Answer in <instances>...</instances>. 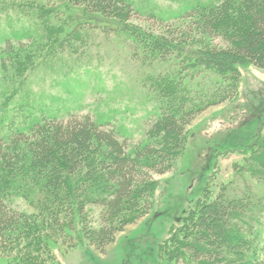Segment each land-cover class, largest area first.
<instances>
[{
  "label": "trees",
  "instance_id": "16d2710c",
  "mask_svg": "<svg viewBox=\"0 0 264 264\" xmlns=\"http://www.w3.org/2000/svg\"><path fill=\"white\" fill-rule=\"evenodd\" d=\"M18 7L39 20L42 33L31 42L4 38L6 105L43 54L79 36L76 27L68 29L74 11L83 20L78 25L97 21L104 32L124 34L135 58L160 67L145 78L158 97V114L131 149L117 127L90 114H41L27 123L0 109V264H64L61 257L71 250L103 251L150 214L159 184L153 174L167 173L183 154L186 126L236 95L239 61L264 69V0L204 4L175 35L129 23L137 10L131 0H62L59 6L22 0ZM196 30L204 35L194 37ZM218 37L222 43L215 44ZM16 199L31 210L13 206ZM183 218L158 246L168 264H264V133L246 147L215 196Z\"/></svg>",
  "mask_w": 264,
  "mask_h": 264
},
{
  "label": "rangeland",
  "instance_id": "374dc122",
  "mask_svg": "<svg viewBox=\"0 0 264 264\" xmlns=\"http://www.w3.org/2000/svg\"><path fill=\"white\" fill-rule=\"evenodd\" d=\"M39 1L59 6L62 0ZM131 1L137 10L129 23L156 35L178 33L187 27L196 8L216 2ZM19 2L22 0H0V48L4 38L31 42L42 33L39 20L23 13ZM76 14L79 15L74 11V23L68 29L76 27L79 36H72L60 46L57 42L49 54H43L23 80L20 93L7 105V97L1 95L9 90V85L0 69V109L12 110L16 120L27 123L41 114L60 119H67L71 113L90 114L99 122L117 127L131 149L144 138L158 114V97L145 78L155 76L160 67L152 69L135 58L133 43L124 34L104 32L97 21L78 25L83 20H76ZM199 35L204 33L196 30L194 37ZM194 41L187 43L194 45ZM212 41L222 43L219 37ZM238 66L241 76L236 95L209 106L188 124L183 154L170 171L153 174L159 184L151 213L125 227L103 251L93 246L71 250L61 257L64 264L169 263L157 254L162 240L182 223L197 202L215 196L220 185L233 176L235 163L242 159L246 147L264 133V69L241 61ZM25 124L18 122L19 126ZM13 206L31 210L22 199H16ZM98 212L96 208L92 215Z\"/></svg>",
  "mask_w": 264,
  "mask_h": 264
}]
</instances>
